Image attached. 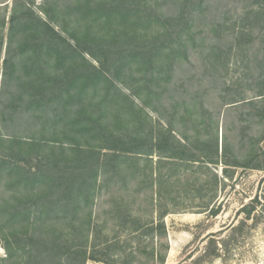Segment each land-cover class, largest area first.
Instances as JSON below:
<instances>
[{"label": "trees", "instance_id": "1", "mask_svg": "<svg viewBox=\"0 0 264 264\" xmlns=\"http://www.w3.org/2000/svg\"><path fill=\"white\" fill-rule=\"evenodd\" d=\"M242 3L245 7L236 18L227 15V11L218 20L206 21L212 7L209 0H174L173 4L179 7L174 12L164 10L160 0H97L95 4L93 0H77L68 7L76 24L72 31L64 27L71 38L48 20L25 15L28 17L18 25L22 38L16 54L12 55L10 49L4 60V83L17 81V89L6 104L2 102L0 110L4 125L12 128L9 133L0 129V142L6 138L8 149L3 155L6 157L1 159L0 156V174L4 169L10 183L16 186L23 181L35 186L38 182L43 184L36 190L43 193L35 194L40 210L37 218L43 216L40 218L43 222L52 211H64L67 215L74 211L71 218L79 215L80 222L77 219L69 227L40 224L42 227L33 230L8 229L2 223L0 234L7 255H0V264L106 262L101 255L103 247H111L115 238L119 240V234L97 240L99 231L95 227L94 206L102 182L98 177L109 171L108 153L114 158H118L121 151L141 154L139 156L157 154L159 165L165 157L222 163L226 174H229L227 166L264 169V163L258 161L261 155L255 150L242 161L225 133L220 154L217 136L212 145L197 133L191 135L176 126L180 108L187 111L180 118L186 127L189 126L186 120H193L197 108H207L205 93L191 102L173 101L170 117L166 118L167 128L161 118L169 114L159 109L176 74L184 63L191 62L190 55L199 48L203 80L210 82L223 107L228 105V110L241 112L240 118L232 124L246 121L243 117L246 110L250 116H258L264 122V0H242ZM15 18L14 15L12 21ZM115 81H142L128 86L134 96L142 98L143 107L137 106L135 99L118 88ZM97 95L101 96L95 100ZM112 104L115 110H109ZM5 105L9 113L5 112ZM144 106L151 107L160 118L154 121ZM124 113H127L126 119ZM149 122H154L152 126L156 128L146 132ZM122 129H129L131 133L121 134ZM176 132L187 141L182 142ZM40 141L59 146L47 150L46 164L58 165L66 159L70 168L63 169L62 174L38 175L24 167L22 160L31 156V150L43 151ZM262 155L264 159V152ZM116 162L115 169L121 170V162ZM49 194L54 197L47 201L42 199ZM13 197L15 202L6 211L8 221L31 211L29 205L28 211L19 209L22 197ZM258 203L259 199L255 198L243 207L248 218ZM245 225L243 220L234 226L230 237L222 239V247H229V243L245 231ZM128 230L130 234H144L139 226ZM144 231L153 240L157 235L165 236V223L153 222ZM216 236V233L209 235L205 259L221 255ZM107 263L113 264L109 259Z\"/></svg>", "mask_w": 264, "mask_h": 264}, {"label": "rangeland", "instance_id": "2", "mask_svg": "<svg viewBox=\"0 0 264 264\" xmlns=\"http://www.w3.org/2000/svg\"><path fill=\"white\" fill-rule=\"evenodd\" d=\"M96 1L93 0V4ZM160 1L164 3V10L174 12L179 8L173 4L174 0ZM209 1L212 7L209 11L210 18L206 21L218 20L227 11H229L227 15H233L232 17L236 18L237 13L245 7L242 0ZM76 2L77 0H0V110L3 108L2 102L6 104V100L17 89V81H8L6 85L4 83L6 79L4 60L8 57L10 49L12 55L16 54L17 45L22 38V32L18 27L21 20L28 16L42 17L64 36L71 38L64 27L72 31L76 24L74 15H71L68 10V7L75 5ZM49 13L54 16V19H51ZM14 15L16 18L12 21ZM12 24H14L13 28ZM189 53H192V49ZM86 56L94 61L90 55ZM190 59L191 62L184 63L185 66L179 70L175 81L171 83V88L161 99L160 111L165 115L169 114L161 118L164 127L169 126L166 118L170 117L171 112L169 111H171L173 101L191 102V99L199 98L205 93L207 108L204 109L201 106L197 108L193 114L196 119L186 120L189 122L187 127L180 122L181 114L187 111L185 108H180L176 126L181 131L187 130L191 135L197 133L202 140L207 139L211 144L215 143L217 136L220 154L225 133L232 143L231 148L238 153L242 161L248 158L247 154L251 150H255L261 155L258 161L264 163L262 155L264 152V122H261L258 116H250L246 110L243 115L246 121H237L232 124L234 120L240 118L239 113L241 112L228 110V105L223 107L222 100L215 96V89L210 88V82L203 80V70L200 67L202 55L199 48L197 52L190 55ZM135 75L139 77L138 73ZM138 82L142 83V81H129L134 85ZM129 83L115 81L118 88L135 99L137 106L143 107L142 98L132 94ZM100 96L97 95L95 100H98ZM4 109L9 113L6 105ZM115 109L114 104L110 105L109 110ZM144 110L153 115L154 121L160 118V115L151 107L144 106ZM126 114L123 115L125 119ZM217 120L219 121L218 126ZM4 124L5 120L0 115V129L3 133L12 131L11 126ZM152 124L154 122H149L146 132L155 127ZM129 133H131L129 129L121 130V134ZM176 135L182 142L187 141L180 132H176ZM6 141L5 138V141L0 142L1 159L6 157L3 155L8 151ZM40 143L44 145L43 151L31 150V156L22 160L24 167L36 171L38 175L62 174L63 169L70 168V162L66 164V159L58 165L46 164L44 155L49 152L47 150L59 146L50 141H40ZM193 146L195 145H190L194 148ZM212 147H215V144ZM108 154L109 171L105 175L100 173L98 177V180L102 182L101 189L96 195L94 222L99 231L97 240L100 241L103 237L113 238L116 234H119V240L115 238L111 247H103L101 255L105 257L106 262L88 260L87 264H108L107 259L113 264H264V169L227 166L229 174H226L224 172L226 166L222 163L216 165L205 161H185L165 157L159 165L160 157L157 154L139 156L141 154L121 151L118 158L111 157V153ZM24 157H26L25 154ZM116 161L121 162V170L115 169ZM75 173L79 172L75 171ZM160 174L162 177L159 176ZM41 185L43 184L40 182L35 186L33 183L28 184L27 181H23L16 186L10 183L9 176L2 169L0 174V226L3 223L8 229L15 227L33 230L35 227H42L40 224L57 223L56 225L69 227L77 219L80 222L79 215L74 219L71 218L74 211L69 215L64 211L58 213L52 211L46 216L45 222L40 220L43 216L37 218L40 210L36 205L37 196L35 194L43 193L40 189L39 192L36 191ZM45 189L43 188L42 191ZM13 195L22 197L19 209L28 211L26 208L29 205L31 211L26 214L20 213L14 220L8 221L10 217L6 211L15 202ZM50 197L54 195H45L42 199L47 201ZM255 198L259 199V203L251 217L248 218L243 207ZM161 214H163L161 220L165 223L166 235H157V238L153 240L152 237L146 235L144 229L153 222H160ZM80 215L83 216V213ZM243 220L246 222L245 231L238 234L239 236L229 243V247H222V239L229 238L231 229L240 225ZM138 226L143 229L144 234H130L128 229L134 230ZM212 233H216V238L220 241L221 255L213 259H205L204 253L207 249L209 235ZM3 244L4 240L1 239L0 234V255L6 256L7 252ZM166 244L169 245L168 248Z\"/></svg>", "mask_w": 264, "mask_h": 264}]
</instances>
